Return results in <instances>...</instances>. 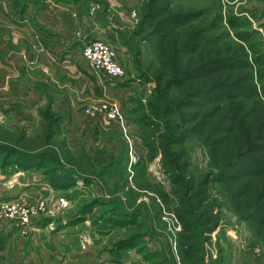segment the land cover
Here are the masks:
<instances>
[{"label": "rangeland", "instance_id": "rangeland-1", "mask_svg": "<svg viewBox=\"0 0 264 264\" xmlns=\"http://www.w3.org/2000/svg\"><path fill=\"white\" fill-rule=\"evenodd\" d=\"M44 1L28 0L31 16L27 21H38L35 18ZM220 1V13L233 26L226 28L227 40L236 42L234 36L238 34L246 41L252 51L248 56L256 59V69L264 75V0ZM139 2L54 0V4L62 8L79 4L74 12H64L70 20L65 14L58 19L70 21L72 30L67 31L69 36L46 38L43 35L39 44L44 46L47 42L48 48L57 54L95 39L111 46L115 44L124 63V75L117 80L101 79L105 98L94 91L96 100L89 105L103 99L106 103L115 100L120 117L106 123L87 119L79 113L73 123L64 122L61 126V138L72 153L100 155L99 162L108 167V174L103 178L77 173L58 161L50 150L38 161V166L22 170L13 165L12 157L0 150V204L19 202L21 196L29 195L33 200L43 201L45 207L44 212L33 216L25 225H19L16 220L0 225V264H19L18 259L23 255L28 256L29 261H20V264H178L174 235L181 231L179 221L167 212L158 220L153 218L145 196L132 201L123 192L114 191L123 177L134 194L143 193L136 189L137 186L152 184L161 186L171 196V178L163 173L158 156L144 168L137 167L142 150L137 138L139 129L134 123L137 115L130 111L134 105L131 99L138 98L144 105L153 88L142 76L151 57L141 46L138 48L140 56L136 58L135 50L130 51L122 42L128 41L126 32L137 22L135 10ZM172 6L174 10L183 11L201 9L207 12L214 8L213 0H179ZM8 15L0 10V21L7 20ZM213 15L204 16L200 21L207 24ZM42 33L46 34L44 30ZM260 85L264 87V78ZM24 128L30 134L38 131L34 121ZM170 149L174 151V147ZM183 149L192 176L205 174L207 159L202 147L190 138ZM116 171L122 172L121 179L114 173ZM219 192L217 184L211 187L210 195L215 198L216 205L214 212H217L215 228L210 233L200 231L194 218L191 221L192 234L197 239L194 256L198 263L210 264L220 248L223 264H264L262 242L255 240L246 224L230 212ZM58 198L66 202L62 210L55 207Z\"/></svg>", "mask_w": 264, "mask_h": 264}, {"label": "trees", "instance_id": "trees-1", "mask_svg": "<svg viewBox=\"0 0 264 264\" xmlns=\"http://www.w3.org/2000/svg\"><path fill=\"white\" fill-rule=\"evenodd\" d=\"M7 1L11 18H21L28 8V0ZM176 1L140 0L137 22L126 32L128 41L122 42L135 50L136 58L141 46L151 57L142 76L153 88L144 105L131 99L142 150L137 167L144 168L158 156L163 173L171 178V196L152 184L135 186L143 193L134 194L123 177L114 191L132 201L145 196L157 220L163 212L172 214L181 225L174 235L177 263L199 264L192 218L200 231L215 228V198L210 195L215 184L230 212L264 246V75L256 69V59L248 56L252 51L246 41L238 34L234 38L241 43L227 40L226 28L233 26L220 13V0H213L214 8L207 12L174 10ZM209 14H214L211 21H200ZM38 114L41 123L34 137L0 126V150L13 158V165L22 170L38 166L50 150L77 173L98 178L108 174L100 155L69 150L61 138L62 118L48 103ZM190 138L205 152L208 171L202 176L193 177L185 160L183 147ZM119 172L114 173L121 179ZM210 264H223L220 248Z\"/></svg>", "mask_w": 264, "mask_h": 264}, {"label": "crops", "instance_id": "crops-1", "mask_svg": "<svg viewBox=\"0 0 264 264\" xmlns=\"http://www.w3.org/2000/svg\"><path fill=\"white\" fill-rule=\"evenodd\" d=\"M77 5L79 4L62 8L51 0H45L37 12L35 19L38 21H27L31 16L30 8H27L19 19L9 17L6 20L2 17L4 21H0V126L3 128L9 131L22 129L26 136L34 137L38 135L41 123L38 110L45 104L48 103L52 113L61 116L62 126L64 122L73 123L79 113L87 118L83 110L96 100L93 97L94 91L101 93L105 98L102 80L90 74L87 64L80 56L84 45L73 49L69 47L64 53L57 54L48 48L47 42L44 46L39 44V40L43 41V35L46 38L70 35L67 33L69 29L72 30L70 21L58 19H62V14L68 18V13L64 12H74ZM0 10L3 15L9 14L7 0H0ZM42 30L46 34L42 33ZM116 48L119 51V48ZM108 102L115 104V100ZM31 121L35 122V126L37 122L38 126V131L33 134L24 128ZM20 261L26 263L29 261L28 256L23 255L18 259L19 264Z\"/></svg>", "mask_w": 264, "mask_h": 264}, {"label": "built area", "instance_id": "built-area-1", "mask_svg": "<svg viewBox=\"0 0 264 264\" xmlns=\"http://www.w3.org/2000/svg\"><path fill=\"white\" fill-rule=\"evenodd\" d=\"M80 56L87 64L90 74L96 79L117 80L124 75L121 55L115 46L100 40L87 42L80 51ZM83 114L92 120L111 123L119 119V109L105 101L88 105ZM32 196H21L19 202H5L0 204V225L9 220H16L19 225H25L38 213L44 212V202L40 199L33 200ZM55 207L62 210L66 202L62 198L55 200Z\"/></svg>", "mask_w": 264, "mask_h": 264}]
</instances>
